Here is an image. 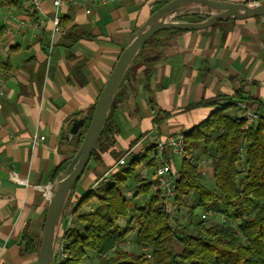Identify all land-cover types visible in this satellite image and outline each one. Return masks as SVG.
Returning a JSON list of instances; mask_svg holds the SVG:
<instances>
[{
    "label": "crops",
    "instance_id": "crops-1",
    "mask_svg": "<svg viewBox=\"0 0 264 264\" xmlns=\"http://www.w3.org/2000/svg\"><path fill=\"white\" fill-rule=\"evenodd\" d=\"M164 1L75 0L60 17L93 38L75 44L73 58L65 35L57 34L50 49L52 0H42L39 16L47 23L41 29L21 26L30 19L26 0L22 9L0 7V63L6 65L0 67L6 84L0 95V264H37L38 254L29 253L26 244L41 239L46 193L57 183L54 172L77 152L78 134L122 51ZM119 89L114 105L119 152L155 126L160 137L184 134L208 118L214 110L209 103L220 97L239 92L264 103V17L218 22L179 35L168 46L147 48ZM245 104L255 111V105ZM36 135L45 139L33 144ZM101 158L105 164L94 161L79 181L87 192L117 161L108 152L101 151ZM82 197L75 190L73 203ZM67 218L65 212L59 235L69 226Z\"/></svg>",
    "mask_w": 264,
    "mask_h": 264
},
{
    "label": "trees",
    "instance_id": "trees-1",
    "mask_svg": "<svg viewBox=\"0 0 264 264\" xmlns=\"http://www.w3.org/2000/svg\"><path fill=\"white\" fill-rule=\"evenodd\" d=\"M169 1L165 0L157 9ZM0 7L22 9L23 3L22 0H0ZM206 18L202 14H194L181 16L179 20L202 22ZM61 25L66 28L64 47L69 58H73L70 54L73 46L93 36L68 17L61 19ZM184 33L187 31L168 29L152 36L138 51L123 81L143 58L147 48L168 46ZM5 66L0 63L1 68ZM118 98L119 91L91 159L101 164H105L101 151L108 152L114 160L125 153L115 147L119 125L114 120V105ZM245 101L256 106L257 120L250 126L239 115L240 104H245ZM209 105L214 110L208 118L183 134L188 154L194 159L203 157L210 161L214 182V188L210 190L205 184L206 175L199 171V163L191 159L181 161L176 211L189 210V225H183L178 219L174 221L163 205L161 191H153V182L140 177L138 167L142 160L148 164L153 160L148 159V155L131 157L129 168H119L107 186L89 190L77 200L71 211L72 224L63 235L58 234L55 243H64L67 258L61 261L54 252L53 264H85L90 254L99 259L98 264H264V103L252 97L244 99L238 92L233 96L220 97ZM94 110L95 106L78 134V148ZM159 121L155 119L156 123ZM137 142L134 141L131 147ZM70 161L61 163L56 169L55 181L62 176ZM78 183L68 197L65 212L73 205ZM125 188H130L129 197L125 195ZM141 197H144V204L137 207L136 202ZM94 201L98 202L96 209L83 213L84 206ZM198 211L201 219L204 211H211L210 216L222 217L225 223L208 226L206 220L210 216L195 223ZM122 220L128 221L125 229L119 225ZM134 220L138 224L135 241L137 247L145 251L142 253L123 247L133 231ZM26 246L29 253L38 254L40 240L35 244L27 239Z\"/></svg>",
    "mask_w": 264,
    "mask_h": 264
},
{
    "label": "water",
    "instance_id": "water-1",
    "mask_svg": "<svg viewBox=\"0 0 264 264\" xmlns=\"http://www.w3.org/2000/svg\"><path fill=\"white\" fill-rule=\"evenodd\" d=\"M195 5L203 10L198 13L207 18L202 22L170 21L169 18L182 10ZM205 9L214 11L207 13ZM192 14V13H188ZM194 14V13H193ZM264 17V0L256 4L221 2L214 0H171L158 8L138 29L129 44L122 51L118 61L100 92L92 120L80 147L71 159L66 170L57 180L49 200L48 212L40 239L37 264H53L56 239L60 220L65 212L68 197L81 180L97 148L101 133L109 116L115 95L131 67L138 51L162 30L200 31L227 20H245Z\"/></svg>",
    "mask_w": 264,
    "mask_h": 264
},
{
    "label": "built area",
    "instance_id": "built-area-1",
    "mask_svg": "<svg viewBox=\"0 0 264 264\" xmlns=\"http://www.w3.org/2000/svg\"><path fill=\"white\" fill-rule=\"evenodd\" d=\"M101 3L105 4L108 0H99ZM28 15L30 19L27 22L22 21L21 26H30V28L41 29L45 26L46 17L41 18L39 14L42 10V0H26ZM75 3V0H52V5L54 8V14L50 17L49 22L50 26V38L51 44L50 49L54 46L55 36L60 34L64 36L66 34V28L61 25L60 11ZM89 13V11H87ZM185 13H176L172 15L170 21H179L181 16H184ZM5 79L0 78V95L4 93L5 89ZM239 115L244 117L247 121V126H250L257 120L255 113L248 109L246 104H240ZM158 127L155 126L152 132L145 135L141 140H139L134 146H132L128 151L120 157L113 167L105 174L102 179H107L111 173L116 174L119 168H129L131 157L140 158L144 155H148V159L153 160L152 164H148L142 160L138 167V172L142 179H149L153 182L152 190H159L162 193L163 205L170 216H173L178 205L176 198V188L177 181L180 177L179 167L172 161L174 157H177L181 160L191 159L195 162V159L188 154L185 148V138L183 134L179 135H170L166 137H160ZM45 137L35 136L33 144H37L39 140L43 141ZM143 146L141 152H137V149ZM242 152L243 149L241 150ZM200 167V172L202 175H208L211 173V163L210 161L204 160L203 164ZM98 182L94 185L98 188ZM93 190V189H91ZM52 193H46L47 198L50 200ZM75 207V204L72 205ZM68 212V210H67ZM69 218L70 223L72 224V214L71 211ZM211 211H204L202 213V219H207L211 215ZM225 221V220H224ZM69 224V226L71 225ZM62 242L57 243L55 246V253L59 255L61 261L66 260L67 254L64 251ZM150 257V255H148Z\"/></svg>",
    "mask_w": 264,
    "mask_h": 264
},
{
    "label": "rangeland",
    "instance_id": "rangeland-1",
    "mask_svg": "<svg viewBox=\"0 0 264 264\" xmlns=\"http://www.w3.org/2000/svg\"><path fill=\"white\" fill-rule=\"evenodd\" d=\"M203 9L202 8H196V9H190V8H185L183 9L182 11L185 13V15H188V13H192L190 15H194V14H198L202 11ZM205 11L207 13H211L214 11L211 10V9H205ZM194 13V14H193ZM199 155V153H198ZM122 157V156H121ZM199 157V156H198ZM119 159V158H118ZM205 159V158H204ZM204 159L203 157L199 159H197L196 157V161L199 163V165L201 166L204 162ZM181 159L177 158L176 159V165L177 167L180 166L181 164ZM94 160H91L90 163L88 164V168L86 169L85 171V175H87V173L89 174V170L91 169V167L94 165ZM109 169V168H108ZM110 170V169H109ZM108 170V171H109ZM84 175V176H85ZM105 175V174H104ZM114 174L111 173L108 177H106L107 179H102V177L99 179L98 178V186H101L102 188L107 186L108 184V181L110 180V178L113 176ZM205 178V184H206V187L209 188L210 190H213L214 188V182H213V176L211 173H209L207 176H204ZM96 182V183H97ZM91 189L93 190H96L97 187L93 186ZM76 190L80 193L81 196H84L87 192L86 189H84V187L82 186L81 182L78 183L77 187H76ZM125 195L126 197H129L130 196V188H125ZM73 200V199H72ZM144 197H141L139 198V200H137L136 202V206L137 207H141L143 206L144 204ZM76 204V203H73V205ZM98 206V202L94 201L93 202V205L89 204V205H86L84 206L83 208V213H88V212H91L92 209L96 208ZM74 208V206H71L68 208V212L66 210V213H67V221H68V224H71L70 223V218H69V211H72V209ZM189 210L188 209H178L177 211L174 212L173 214V220L175 221L176 219H178L183 225H189L190 223V220H189ZM201 212H197V216L195 218V223H199L200 221H202L201 219ZM131 214H133V216L135 215L134 212H132ZM127 222L126 220H122L119 225L121 226V228L125 229L126 226H127ZM222 223H225L224 222V218L222 217H218L217 215H214V216H210L209 219L206 220V225L208 226H213V225H216V224H222ZM132 227H133V231L132 233L129 235V237L127 238V241L126 243L123 245V247L126 249V250H129V251H133V252H136V253H142V252H145L144 250H140L138 247H137V244H136V231L138 229V224L136 223V221L134 220L133 223H132ZM190 230L192 231V228H190ZM99 262V259L96 257V256H92L90 254V257L87 258V260L85 261V264H98Z\"/></svg>",
    "mask_w": 264,
    "mask_h": 264
}]
</instances>
